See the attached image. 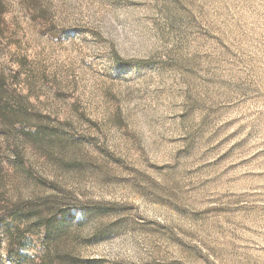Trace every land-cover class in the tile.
<instances>
[{"label": "rangeland", "instance_id": "374dc122", "mask_svg": "<svg viewBox=\"0 0 264 264\" xmlns=\"http://www.w3.org/2000/svg\"><path fill=\"white\" fill-rule=\"evenodd\" d=\"M0 264H264V0H0Z\"/></svg>", "mask_w": 264, "mask_h": 264}]
</instances>
